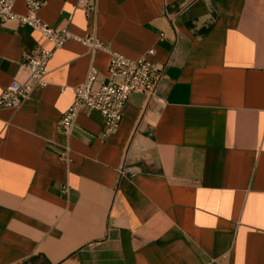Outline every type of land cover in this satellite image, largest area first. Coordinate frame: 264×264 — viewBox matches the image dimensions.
Wrapping results in <instances>:
<instances>
[{
    "label": "crops",
    "instance_id": "crops-1",
    "mask_svg": "<svg viewBox=\"0 0 264 264\" xmlns=\"http://www.w3.org/2000/svg\"><path fill=\"white\" fill-rule=\"evenodd\" d=\"M39 1L52 27L131 59L152 48L161 78L107 137L88 109L66 135L73 88L90 66L97 87L109 61L68 40L46 85L0 108V264H264V0H94L90 17L79 0ZM35 43L50 46L0 23V92L27 78Z\"/></svg>",
    "mask_w": 264,
    "mask_h": 264
},
{
    "label": "built area",
    "instance_id": "built-area-1",
    "mask_svg": "<svg viewBox=\"0 0 264 264\" xmlns=\"http://www.w3.org/2000/svg\"><path fill=\"white\" fill-rule=\"evenodd\" d=\"M14 1L0 0V23L15 21L19 26H28L37 31L39 37L48 41L50 46L45 48L35 43L29 52L23 54L21 66L26 70L27 78L25 80L14 78L0 92V108H16L33 88L44 87L48 61L54 51L68 40H76L91 50H106L109 53V61L106 76L97 82V87L94 86L97 70L90 66L84 81L73 88L72 102L57 120V126L64 134L69 133L80 110L88 109L101 114L102 133L107 137L117 128L123 106L132 93L154 95V87L161 78V73L148 59V56L154 54L152 48L136 59L127 58L109 50L93 34L78 37L66 27L55 28L48 25L38 16L42 5L39 0H24L23 14L14 12ZM79 5L87 17L96 10L94 0H79ZM157 101L163 102L161 98H157ZM59 159L67 160V154L64 152ZM119 173L123 174V170L121 169Z\"/></svg>",
    "mask_w": 264,
    "mask_h": 264
},
{
    "label": "trees",
    "instance_id": "trees-1",
    "mask_svg": "<svg viewBox=\"0 0 264 264\" xmlns=\"http://www.w3.org/2000/svg\"><path fill=\"white\" fill-rule=\"evenodd\" d=\"M36 260H38L39 263L47 264L46 260L43 258V255L37 254L31 258H29L26 262L27 264H35Z\"/></svg>",
    "mask_w": 264,
    "mask_h": 264
}]
</instances>
